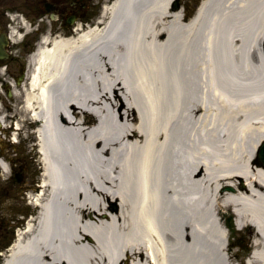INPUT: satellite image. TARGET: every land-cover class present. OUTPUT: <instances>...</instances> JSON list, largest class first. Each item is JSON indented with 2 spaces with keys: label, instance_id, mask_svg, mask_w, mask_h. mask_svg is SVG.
I'll return each instance as SVG.
<instances>
[{
  "label": "bare ground",
  "instance_id": "1",
  "mask_svg": "<svg viewBox=\"0 0 264 264\" xmlns=\"http://www.w3.org/2000/svg\"><path fill=\"white\" fill-rule=\"evenodd\" d=\"M170 1L113 0L40 34L20 81L0 68V146L16 130L41 167L0 264H231L228 208L264 264V0H203L187 21Z\"/></svg>",
  "mask_w": 264,
  "mask_h": 264
},
{
  "label": "rangeland",
  "instance_id": "2",
  "mask_svg": "<svg viewBox=\"0 0 264 264\" xmlns=\"http://www.w3.org/2000/svg\"><path fill=\"white\" fill-rule=\"evenodd\" d=\"M16 2L17 0H9L8 7L4 10L3 16H0V34L9 32L14 26H18L16 30L21 32L17 24L21 19H26L33 26L30 27V34L22 42H19V44H9L7 48L8 56L5 59H0V67L6 68L4 69V73L8 77V81H20L22 74H25L22 69V64L24 63V58H26V52L31 48L33 49L32 46L40 34L45 32L62 33L67 29L65 20L52 22L46 21L45 17L41 18L43 21L36 20V18L30 15L31 13L29 11L34 7H21ZM199 2L200 0H188V4H184L183 20L192 17ZM87 21L89 22L90 20ZM5 98H8V96L5 95ZM3 151V155L5 154L7 156L3 157L5 159L10 158L11 161L8 173L3 174L0 170V250L10 239L14 227L22 226L23 220L21 217H25L29 213L35 216V208L32 206L29 207L26 204L24 196L20 195L23 192L19 193L18 191L26 188L27 185L36 183L40 171L37 156H32L33 154L26 155L23 143L19 142L11 147L5 146ZM15 174L20 175L19 182L15 179ZM6 178H8L7 181H5ZM5 191L7 194L4 196L3 193ZM218 217L220 218L221 224H223L225 235H227L224 247H226L225 254L229 257L230 263L246 264L249 260V255L257 252L254 243L255 230H238L235 226L234 214L230 208L228 210L223 209Z\"/></svg>",
  "mask_w": 264,
  "mask_h": 264
},
{
  "label": "flooded vegetation",
  "instance_id": "3",
  "mask_svg": "<svg viewBox=\"0 0 264 264\" xmlns=\"http://www.w3.org/2000/svg\"><path fill=\"white\" fill-rule=\"evenodd\" d=\"M21 6L35 7L31 10L36 19L45 17L47 21H84L99 15L103 2L108 0H17ZM9 0H0V16L8 6ZM1 230V228H0Z\"/></svg>",
  "mask_w": 264,
  "mask_h": 264
},
{
  "label": "water",
  "instance_id": "4",
  "mask_svg": "<svg viewBox=\"0 0 264 264\" xmlns=\"http://www.w3.org/2000/svg\"><path fill=\"white\" fill-rule=\"evenodd\" d=\"M258 157L259 160L264 164V142L262 143V145L259 148V152H258Z\"/></svg>",
  "mask_w": 264,
  "mask_h": 264
}]
</instances>
